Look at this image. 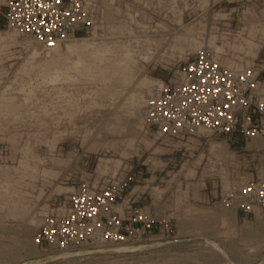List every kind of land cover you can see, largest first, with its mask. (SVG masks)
<instances>
[{"label": "rangeland", "instance_id": "obj_1", "mask_svg": "<svg viewBox=\"0 0 264 264\" xmlns=\"http://www.w3.org/2000/svg\"><path fill=\"white\" fill-rule=\"evenodd\" d=\"M80 37L108 48L104 60L84 51L77 63L64 46ZM65 43L57 53L0 18V264H264V213L221 200L225 185L262 173L264 138L236 152L212 134L161 136L142 116L154 81L178 76L208 43L231 68L263 63L264 96V0L116 3ZM134 170L133 197L172 231L126 244L37 242L43 215L86 182Z\"/></svg>", "mask_w": 264, "mask_h": 264}, {"label": "built area", "instance_id": "obj_2", "mask_svg": "<svg viewBox=\"0 0 264 264\" xmlns=\"http://www.w3.org/2000/svg\"><path fill=\"white\" fill-rule=\"evenodd\" d=\"M133 0H0V18L20 36L53 48L95 30L108 8ZM77 38V37H76ZM224 49V48H223ZM208 43L179 64L175 78L153 85L142 107L144 123L161 136L207 137L201 128L229 146L243 147L264 138L263 63L227 66L222 51ZM263 60V59H261ZM209 134V135H210ZM140 172L126 171L101 186L86 182L78 192L46 212L37 242L72 247L83 243L126 244L149 238L154 231L173 230L170 218L153 216L133 197ZM221 200L246 217L264 213V168L261 174L230 185ZM156 207V206H154Z\"/></svg>", "mask_w": 264, "mask_h": 264}, {"label": "bare ground", "instance_id": "obj_3", "mask_svg": "<svg viewBox=\"0 0 264 264\" xmlns=\"http://www.w3.org/2000/svg\"><path fill=\"white\" fill-rule=\"evenodd\" d=\"M179 22L178 23H181V19H179L178 20ZM14 33L16 34V31H14ZM5 34V32L4 31H2V35H4ZM70 40V39H69ZM68 41V40H67ZM66 42V41H65ZM64 42V43H65ZM211 42H215V41H211ZM197 44V43H196ZM215 44V43H214ZM58 46H60V45H56L55 47H53V48H51V49H54V51L55 52H57V53H60V49H59V47ZM64 48H66V51L68 50V52L70 51H74V52H77V54L79 55V58H78V56H77V63H80V62H82L84 59H83V52L84 51H87V54L89 55V56H91V57H96V58H98V57H101L103 60H104V58L106 57V54H107V51H108V53H109V50H107L108 48H101V47H99V46H97V45H95V43H93V42H88L87 41V38L86 37H80V38H78V41L77 42H67V43H65V46H64ZM218 48V47H217ZM39 51L40 50H38L36 47H35V50H34V53H39ZM61 54V53H60ZM33 56V55H32ZM38 56V55H37ZM100 58V59H101ZM99 59V61L101 62L102 61V59L100 60ZM120 63L119 64H121L122 63V60H120L119 61ZM76 63V64H77ZM58 68V67H57ZM57 70H59V69H57ZM56 70V71H57ZM59 74V73H58ZM58 74L57 75H55L56 77H58ZM156 83H159V80H155L154 81V83L151 85V89H152V86L153 85H155ZM150 89V90H151ZM149 90V91H150ZM144 101H145V98H144ZM200 132L201 133H205V134H207V135H209L210 134V130L209 129H207V128H201L200 129ZM229 187V185H225V188H228ZM153 243V242H152ZM158 244V243H157ZM156 244V245H157ZM160 244V243H159ZM158 244V245H159ZM162 244V243H161ZM160 244V245H161ZM154 245V244H153ZM145 246V244H139V245H126L125 247H123V248H121V249H123V250H126V251H129V250H135V249H138V248H142V247H144ZM169 246V245H168ZM121 249H118V250H121Z\"/></svg>", "mask_w": 264, "mask_h": 264}]
</instances>
